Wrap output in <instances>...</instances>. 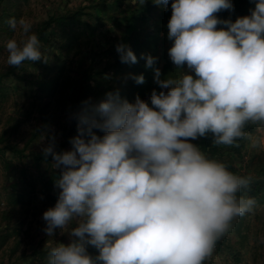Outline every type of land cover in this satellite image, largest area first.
Segmentation results:
<instances>
[{
    "label": "clouds",
    "instance_id": "obj_1",
    "mask_svg": "<svg viewBox=\"0 0 264 264\" xmlns=\"http://www.w3.org/2000/svg\"><path fill=\"white\" fill-rule=\"evenodd\" d=\"M251 2L250 15L233 22L217 15L234 12L232 0H171L168 56L179 76L162 78L157 58L141 56L160 89L151 91V106L107 92L98 103L82 102L71 150L56 152L55 136H41L49 141L43 155L60 171L43 231L69 237L46 242L47 264H205L233 222L254 210L257 200L246 194L253 177L234 174L191 142L264 147V137L247 130L264 131V0ZM153 3L167 10L169 0ZM7 23L23 37L6 41L7 65L48 62L30 20ZM116 52L121 63L138 62L129 45ZM132 78L145 83L143 75Z\"/></svg>",
    "mask_w": 264,
    "mask_h": 264
},
{
    "label": "rangeland",
    "instance_id": "obj_2",
    "mask_svg": "<svg viewBox=\"0 0 264 264\" xmlns=\"http://www.w3.org/2000/svg\"><path fill=\"white\" fill-rule=\"evenodd\" d=\"M112 1L113 0H0V135L9 130L10 127H12L11 124H15L20 120L21 129L20 132H18V137L20 138L21 148H26V151L30 153H42V148L46 147L49 142L48 139H44V141L41 142V136L45 135L55 136L56 152L69 151L72 148L70 140L78 134L77 125L75 126L73 124V118L71 114H69V107L67 104L73 92L70 81H79L81 85L84 84L86 89L83 95L86 97L87 101L90 100L93 104L101 101L98 97L99 93L102 91L99 90L100 87L104 88V90L108 87L112 92L113 90L120 91L124 89L129 81V73L125 72V74H120L117 69L112 68V66L110 67V64L105 67V63L108 62H106V59L108 57L111 58V55L108 53L111 44L107 39L110 37V33L112 34V30L116 29L115 26L112 27L113 23L109 20L110 12L107 13L109 8H111L112 4L110 5V3H112ZM246 1H248L251 6H255L251 0H237L233 3L235 4L234 12L224 11L227 13L226 15L220 12L217 14L218 18L221 20L231 19L234 22L242 13ZM91 2H93L92 9H89L91 12L87 10L90 14L81 17V21L86 23L90 21L95 30L105 28L109 33H104L102 31L90 32V36L87 38L89 40L88 44L84 42L87 40L82 39L81 36L79 39L73 40L69 50H67L65 46L67 38L64 36L63 28H58L56 25H53L41 36V33H43L41 25L48 21L49 15L57 14L58 17L71 20L74 16V11L79 8L89 7ZM139 3L135 4V0L124 6L123 3L121 4V10L118 12L122 11L125 17H128L130 12L135 10L141 12V8L138 7ZM170 5L171 0H169V5L167 7L169 10L171 9ZM155 8L157 10L152 12L153 18L164 15V6L156 5ZM117 13L114 15L117 16ZM98 15H104V18L108 19V21L105 22V26L103 22L101 23L94 18ZM21 17L31 21L32 31L38 35L43 46L41 50L48 58L47 63L43 61L32 63L25 61L19 68L7 65V52L4 47L6 41L11 38L20 41L23 38L19 31L14 32L9 28L7 21L9 18L19 19ZM155 22L156 21H152L154 25ZM123 27L119 26L118 32L116 35L114 34L116 37L113 39H117L118 42L123 39V35L120 38L121 34L126 32L125 27ZM65 33L68 37H74L75 33H78V28L75 27L74 32H72L69 27L66 26ZM167 34L168 33L165 31L160 33V41L157 47V59L160 63V71H165L164 66L166 63L170 62L172 66L165 74V77L177 71L176 66L171 62L168 56V49L172 46V42L167 39ZM92 36L95 40L90 39ZM143 37L144 36H142V39ZM115 43L117 44V41ZM91 51L100 53L101 56L99 59L96 60L93 53L90 55ZM184 71H187V69L185 68ZM175 76L178 77L179 72H176ZM55 78H57V85L53 86L51 83L55 81ZM51 79L53 80L52 82ZM40 85L41 89H39ZM155 87L153 86L149 94ZM159 91L160 89L157 90V92ZM142 100L149 103L151 106L150 95H146ZM9 115L15 116L14 120L9 119ZM77 123L78 121L76 124ZM248 131L254 136L264 137V131H258L257 126H250ZM97 134L102 135V133L99 132H97ZM191 142L196 145H202L204 149L213 146L210 137L200 138ZM240 145L239 143V146ZM242 146L243 149L239 150V152L236 151L238 147L216 146L218 153L215 158L226 163L229 166V170L234 174L252 176L253 182L250 186L251 191L252 187L257 186V180L262 179L264 176V147L253 148L249 140H243ZM0 147H2V145H0ZM239 154L240 156H238ZM10 156L11 155L8 154V157ZM1 160L0 200H5L7 194L10 193L5 191L9 188V184L22 182L28 186L33 185L30 187L31 191L29 196V199L33 201L31 205H37L38 196L36 194L39 191L41 192L39 201L44 199L42 191L47 192V195L50 196L46 197L48 201H57L59 190L55 188L54 181L60 175V171L52 167L54 163L53 160L50 161L49 165H42L45 168L47 167L55 171V174L50 176L48 174L38 175L36 166L32 163L33 160L28 162L26 159H20V161H18L17 157H15L14 162L19 167L27 166L28 169L30 168L28 171L29 173L25 176L8 175L4 170L5 162ZM42 183H45V186L42 187ZM51 193H53V195H51ZM241 194L243 195L244 193L242 192ZM10 195L11 197L9 199L12 200L11 203H17L18 207L20 205L23 206L22 202H25L27 193L20 196L14 193V191H11ZM247 195L249 196L250 194ZM237 231L240 236L237 235ZM235 233L237 236L234 235ZM8 241L5 240L3 243L4 246L7 245ZM220 242L223 243V245L225 244L224 249L226 250L220 254L221 262L218 261L216 264H238L239 258H237L235 253H237L239 257H243V262L246 259L244 256L249 255L246 259L247 263L264 264V202H257V205L251 213L246 214L244 217L237 218L233 222L232 230L222 238ZM5 251L8 250H0V264H47V257H41V254H27L26 256L18 247L11 248L10 253ZM88 251L92 255L96 250L91 247ZM218 251L219 250L216 248L212 259L215 255H219L217 254ZM19 253L20 255H17Z\"/></svg>",
    "mask_w": 264,
    "mask_h": 264
},
{
    "label": "crops",
    "instance_id": "obj_3",
    "mask_svg": "<svg viewBox=\"0 0 264 264\" xmlns=\"http://www.w3.org/2000/svg\"><path fill=\"white\" fill-rule=\"evenodd\" d=\"M94 1V0H93ZM115 0H113L112 2H114ZM134 1V0H120L121 4H123V6L125 4H128L129 2ZM140 2V3H139ZM138 4V7L141 8V12L142 10H144L146 7H152L154 9V3L151 0H145V3H141V0H135V4ZM111 4V3H110ZM90 5H93V2L90 3ZM156 6V5H155ZM121 7V5L119 6ZM121 10V8L119 9ZM111 11V9H110ZM108 10L107 13L110 12ZM131 13V12H130ZM116 14V13H114ZM112 12H110V19L112 24V27H116V29L112 30V34L110 33V37L107 39L108 41H110V51L112 50V48H116V45L119 43H124L126 45H129L128 40L125 38L127 36H129L131 33L135 32L138 33L139 29L137 28L136 24L134 26L133 21L136 20L135 16L129 17L131 18L130 21L131 22H127L124 24V27L126 29V32L124 34H121L120 38L123 35V39L118 42L117 39H113L116 36H114V34L116 35V33L118 32V26L120 25V22L122 21V19H125L126 17L124 16V14L122 13V11L118 12L117 16L114 15ZM130 15V14H129ZM128 15V16H129ZM100 18V20L103 21L104 19V26H105V22L108 21V19L104 18V15H98ZM97 16H95L94 18H96ZM97 20V19H96ZM154 21V19L152 20ZM88 23H91L90 21H88ZM102 23V22H101ZM92 24V23H91ZM151 22L150 27L149 26H145V30L146 32H149L150 34L154 32V27L155 25ZM127 25H130V28H128ZM128 29H127V28ZM94 31H102L104 33H109L104 29L100 28L98 30H95V28L93 29ZM90 32L88 31L87 36H90ZM112 35V37H111ZM118 36V35H117ZM125 37V38H124ZM90 39H94V37L92 36ZM143 39H145L143 37ZM117 41V44L115 43ZM132 50V49H131ZM110 63H108V62ZM105 63V67L108 64H112L113 63V58L108 57L106 59ZM125 66L123 69L121 70H117L118 73L120 74H125L129 73L128 77L129 80L132 79L133 77V73L131 71L127 70V63H124ZM106 79V78H105ZM99 90L104 91V88L100 87ZM13 115H9V119L14 120ZM22 118V117H21ZM12 127H10L9 130L5 131V133L0 135V145H2V147H0V160L2 159L5 163H4V170L8 175H18V176H25L27 175L29 172V169L27 166H17V164L14 162L15 157H17V160L20 161L23 159H26L28 162L30 160H33V165L36 166V170L38 175L40 174H48L50 175H54L55 171L53 169H48L47 167L45 168L42 165H48L46 162H42L40 161V163H36V161L34 160L35 158L32 156V153L38 155L40 154L39 152H28L26 151V148H21L20 145V138L18 137V132H20L21 129V121H17V123L15 124H11ZM72 128V127H71ZM7 129V128H6ZM199 147H201V150L205 151L204 147L200 144H197ZM210 148V147H209ZM25 149V151H24ZM8 154H10L11 156L8 157ZM207 154V153H206ZM208 155V154H207ZM209 156V155H208ZM240 156V155H238ZM1 160V161H2ZM13 161V162H11ZM14 163V164H13ZM34 166V167H35ZM42 187L45 186V183H42ZM33 186V185H32ZM32 186H28L25 183L22 182H18L17 184H9V188L6 189L5 191L10 192L14 191V193L19 194L20 196L22 194H26L25 196V202H22L23 206H18L17 207V203H11L12 200H10L9 198L11 197L10 193L7 194V198L5 200H0V250L1 249H7L8 251H5L7 253H10L11 248H20L23 252V254H25L27 256V254H37L40 255L41 257H47L48 254V247L45 246L46 242L48 240H55L58 243H64L67 244L69 242V237L66 234V231L60 232L59 229L56 230V234L54 237H50L48 238V236L45 234V232L43 231V229L46 227V222L43 220V213L45 211H47L49 208H52L55 206V201H48V199L46 197H50L47 195V192L42 191V187H41V191H42V196H44V199H42L41 201L39 196H40V191L37 192V200L38 203L37 205H31V203L33 202L32 200L29 199L30 196V187ZM35 190V189H34ZM36 193V190H35ZM39 193V194H38ZM51 195H53V193H51ZM35 202V201H34ZM37 202V201H36ZM13 204V205H12ZM20 207V209H19ZM34 208V210H33ZM70 227H75V224L73 223L72 225H70ZM239 232L237 231V235L240 236L238 234ZM236 235V233L234 234ZM236 235V236H237ZM8 241L7 245L4 246V242ZM91 248V247H89ZM233 250V249H232ZM234 251V250H233ZM241 252V251H240ZM13 253V251H12ZM219 255H215L213 259H210L208 261L205 262V264H216L218 261H220V254H222V252L218 251ZM237 258H239V262L238 264H251L250 262L247 263L246 259L248 258V256H244V258H246L243 262V257H239L237 255V253H235ZM17 255H20L17 254ZM94 255H97V252L95 251ZM221 262V261H220Z\"/></svg>",
    "mask_w": 264,
    "mask_h": 264
},
{
    "label": "trees",
    "instance_id": "obj_4",
    "mask_svg": "<svg viewBox=\"0 0 264 264\" xmlns=\"http://www.w3.org/2000/svg\"><path fill=\"white\" fill-rule=\"evenodd\" d=\"M153 2V0H151ZM237 0H232L233 3H235ZM247 2V3H246ZM245 2V6L244 9L242 11V13L238 16V17H243V16H247L250 15V9H254V5L251 6L250 3L248 1ZM112 4V5H111ZM111 8H109V11L111 9L110 12L117 13L119 11V9L121 7H119L121 5L120 0H115L114 2H112ZM235 5V4H234ZM93 7V5H90L89 7H83V8H79L78 10L74 11V16L72 17L71 20H68L66 18L63 17H58L57 14H53V15H49L48 16V21L43 23L42 29H43V33H41L43 36V34L45 33V31H47V29L53 25H56L58 28H63L64 30V36L67 38L66 42H65V46L67 47L66 49L69 50L72 46V42L73 40H77L79 39V37L82 36V39H86L87 41H84L88 44V36L87 33L88 31L93 32V25L91 23H86L81 21V17L90 14L87 12V10H91ZM89 10V11H90ZM157 10L155 8L154 5V9L153 6L152 7H146L144 10H142V12L139 11H132L130 13V15L128 17H126L125 19H122V21L120 22V25L123 27L125 23L127 22H131L130 19L132 18V16H135L136 20L133 21L134 26L136 24L137 28L139 29L138 33H131L129 36H127L125 38V40L127 39L129 42V46L131 47L132 51L134 52V54L137 56L138 62L136 64H130L127 63V70L131 71L133 73V76H139V75H143L145 78V83L140 85L137 84L135 82V80L132 78L131 80L128 81V84L124 87L123 90L119 91V94L121 96L122 99H126L129 103H134L135 102V98L136 96H139L141 99H143L146 95H150L149 91L153 88V86L155 87V89H159L158 86L154 83V72L152 68H146V60L141 58V56H152L155 58H158V44L160 41V33L162 31H165L166 33H168V29H167V24L168 21L171 17V9H167L164 11V15H159L156 16L155 18H153V11ZM91 12V11H90ZM222 14L226 15L227 13L224 11H221ZM94 14V13H92ZM164 16V19H163ZM131 17V18H129ZM237 17V18H238ZM100 17L97 16L96 19L99 22H104L99 19ZM154 19L155 22V27H154V32L153 33H149L146 32L145 30V26H149L151 25L152 20ZM235 22V21H234ZM153 25V24H152ZM66 26L69 27L70 31L74 32L75 27L78 28V33H75V36H70L68 37V35L65 33L66 30ZM128 28H130V25H127ZM119 28V26L117 27ZM124 28V27H123ZM127 28V29H128ZM73 34V33H72ZM142 36H144L145 39H142ZM94 54V58L97 60L99 59V57L101 56L100 53H96L94 51L90 52L91 54ZM108 53L111 55V58H113V63L110 64L109 66L112 68L117 69L118 71L123 69L125 64L121 63L120 61V57L119 54L116 52V48H112V50L110 51V49L108 50ZM171 63H166V65L164 66L165 71H162V78L165 77V74L167 73V71H169V69L172 67L170 65ZM93 65V64H92ZM160 63L159 60L157 59V62L155 63V65L153 66L154 68H159ZM70 80V78H69ZM53 80L51 79V82ZM56 81V82H55ZM55 81H53L51 84H53V86H56L57 84V78H55ZM70 85L73 88V92L71 93V96L69 97L70 100L67 102L68 107H69V114H71L72 116V121L73 124L76 126V114H78L82 108V102L87 101L86 97L83 95V92H85V85L84 84H80V82H74V81H70ZM41 89V85L40 88ZM44 89V88H42ZM112 92L111 90H109V88L107 87L104 91H101L99 93V98L100 100L104 99L105 94L107 92ZM117 90H113V92H115ZM73 96V97H72ZM85 97V98H84ZM68 98V99H69ZM250 127L247 129L249 130ZM242 141L240 140L238 143H240L241 145L238 147V149H236L237 152H239V150L243 149L242 146ZM25 151V149H24ZM206 153H208L209 157L211 158H215L216 154L218 153V151L216 150V146H210V149L206 148L205 149ZM240 155V154H239ZM32 156L35 158L34 160L36 161V163H40V161L42 162H46L48 165L50 163V161L52 160L51 156L45 157L43 155V153H40L38 155L32 153ZM264 173V172H263ZM264 175V174H263ZM51 183V182H50ZM256 187H252L251 191H247L246 194H250V197H254L257 202L263 203L264 202V176L262 179L257 180L256 182ZM245 194V193H244ZM217 250H219L220 252H223L225 248V244L223 245V243H221L220 241L217 243L216 246Z\"/></svg>",
    "mask_w": 264,
    "mask_h": 264
}]
</instances>
